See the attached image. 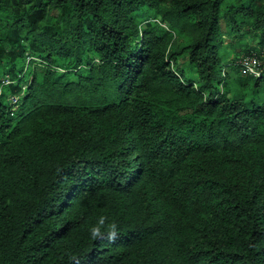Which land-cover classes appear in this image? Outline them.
I'll return each mask as SVG.
<instances>
[{
    "label": "trees",
    "instance_id": "trees-1",
    "mask_svg": "<svg viewBox=\"0 0 264 264\" xmlns=\"http://www.w3.org/2000/svg\"><path fill=\"white\" fill-rule=\"evenodd\" d=\"M6 75L0 264H264V0H0Z\"/></svg>",
    "mask_w": 264,
    "mask_h": 264
},
{
    "label": "built area",
    "instance_id": "built-area-1",
    "mask_svg": "<svg viewBox=\"0 0 264 264\" xmlns=\"http://www.w3.org/2000/svg\"><path fill=\"white\" fill-rule=\"evenodd\" d=\"M249 59V61H251L250 64L248 63H245L244 60H242L241 64H242V72L244 74H251V75H254L256 77H259L262 73V68H261V63L258 62L256 60V58L254 57H247ZM247 58H244L245 60ZM12 83L11 81V78L9 75H6L5 77H3L0 81V98L2 97L3 95V89L4 87L10 85ZM11 98V106L13 107V110H16L17 109V106H18V102H19V96L17 95H12L10 96Z\"/></svg>",
    "mask_w": 264,
    "mask_h": 264
},
{
    "label": "rangeland",
    "instance_id": "rangeland-1",
    "mask_svg": "<svg viewBox=\"0 0 264 264\" xmlns=\"http://www.w3.org/2000/svg\"><path fill=\"white\" fill-rule=\"evenodd\" d=\"M181 37H179L178 39H180ZM250 42V41H249ZM256 58V57H255ZM242 60H244V62L245 63H248V64H250L251 63V61H249V59L247 58L246 60L245 59H240V62L242 61ZM256 60L258 61V62H260L257 58H256ZM242 63V62H241ZM243 73V72H242ZM244 74V73H243ZM3 103L5 104V105H10L11 104V98H10V93L8 92V91H6V97L3 99Z\"/></svg>",
    "mask_w": 264,
    "mask_h": 264
}]
</instances>
